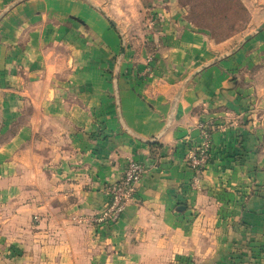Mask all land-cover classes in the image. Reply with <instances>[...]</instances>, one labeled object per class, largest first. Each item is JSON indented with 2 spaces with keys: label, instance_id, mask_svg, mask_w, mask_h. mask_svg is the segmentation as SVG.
<instances>
[{
  "label": "crops",
  "instance_id": "obj_1",
  "mask_svg": "<svg viewBox=\"0 0 264 264\" xmlns=\"http://www.w3.org/2000/svg\"><path fill=\"white\" fill-rule=\"evenodd\" d=\"M137 3L150 53L123 49L91 0H25L0 20V264H264V64L192 77L213 59L201 37L172 0ZM130 161L131 203L87 223Z\"/></svg>",
  "mask_w": 264,
  "mask_h": 264
},
{
  "label": "rangeland",
  "instance_id": "obj_2",
  "mask_svg": "<svg viewBox=\"0 0 264 264\" xmlns=\"http://www.w3.org/2000/svg\"><path fill=\"white\" fill-rule=\"evenodd\" d=\"M137 1L91 0L94 10L97 12L102 10L111 19L113 15L118 21V27L124 28L127 37L122 43L123 49L136 48L138 52L150 53L154 50V43L150 39L144 40L143 34L149 27L144 22L146 18L141 19V14L143 16L148 13L143 14V11L138 9ZM172 2L182 16L185 28L201 37L208 49L209 57L213 59L229 52L264 21V0H172ZM98 4L103 8L97 7ZM259 50L260 52L264 50V30L246 42L234 55L215 65L235 61L238 65H246L247 62L256 66L258 59L260 64H264V59L259 58V55H262L258 54ZM205 64L206 62L202 66ZM234 80L237 81L235 75ZM172 264L185 262L179 259Z\"/></svg>",
  "mask_w": 264,
  "mask_h": 264
},
{
  "label": "built area",
  "instance_id": "obj_3",
  "mask_svg": "<svg viewBox=\"0 0 264 264\" xmlns=\"http://www.w3.org/2000/svg\"><path fill=\"white\" fill-rule=\"evenodd\" d=\"M200 143L192 148L186 157L187 166L194 174V183L198 182L201 171L208 163L210 156V135L208 130L200 127ZM144 170L135 162H128L120 180L105 188L109 197L106 206L94 215L88 216L86 221L91 225L115 224L129 203L133 200L136 188Z\"/></svg>",
  "mask_w": 264,
  "mask_h": 264
},
{
  "label": "water",
  "instance_id": "obj_4",
  "mask_svg": "<svg viewBox=\"0 0 264 264\" xmlns=\"http://www.w3.org/2000/svg\"><path fill=\"white\" fill-rule=\"evenodd\" d=\"M25 0H15L13 1L11 4H9L6 8H4L1 12H0V20L11 10L13 9L15 6H17L18 4L24 2ZM85 3H88L89 0H81ZM98 12L105 17V19L111 24V26L114 28V30L117 32V34L119 35L121 41H124V37L123 34L120 30V28L116 25V23L110 18L108 17L102 10H98ZM264 30V21L251 33H249L248 35H246L244 38H242L234 48H232L229 52L218 56L217 58L209 61L208 63H206L205 65L201 66L198 70H196L193 74L192 77L194 75H196L198 72L204 70L206 67L215 65L227 58H229L230 56L234 55L236 52H238V50H240V48L246 43L248 42L251 38H253L254 36H256L258 33H260L261 31ZM114 99H115V110H116V117H117V121L119 122L120 125H123L122 123V119H121V115H120V108H119V100H118V94L117 91L115 90L114 93ZM168 128V125L165 126V128L152 140H145V139H141V138H137V140L139 142H142L144 144H151L154 140L158 139ZM185 208L183 206H178L176 208L177 212H182L184 211Z\"/></svg>",
  "mask_w": 264,
  "mask_h": 264
}]
</instances>
